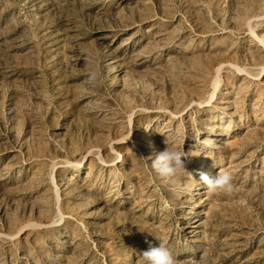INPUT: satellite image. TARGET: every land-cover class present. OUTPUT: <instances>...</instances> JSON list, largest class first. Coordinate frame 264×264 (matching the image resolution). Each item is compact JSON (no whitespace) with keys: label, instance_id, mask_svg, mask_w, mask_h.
<instances>
[{"label":"rangeland","instance_id":"374dc122","mask_svg":"<svg viewBox=\"0 0 264 264\" xmlns=\"http://www.w3.org/2000/svg\"><path fill=\"white\" fill-rule=\"evenodd\" d=\"M250 26L264 36V0H0V264H144L159 244L176 264H264ZM164 142L185 153L174 182L147 159ZM219 171L230 194L200 181Z\"/></svg>","mask_w":264,"mask_h":264},{"label":"clouds","instance_id":"9594fccd","mask_svg":"<svg viewBox=\"0 0 264 264\" xmlns=\"http://www.w3.org/2000/svg\"><path fill=\"white\" fill-rule=\"evenodd\" d=\"M87 83L92 86L101 79V73L98 70L86 73ZM165 143V142H164ZM163 150L154 154V157H148L151 160L150 167L152 171L167 182H174L187 175L185 153L182 150H174L165 143ZM144 158V157H141ZM214 166H216L214 164ZM200 181L211 192H223L230 194L233 191V177L227 171H219L214 177H210L204 172H200ZM144 264H176L171 251L163 244L158 247L149 246L145 251H140Z\"/></svg>","mask_w":264,"mask_h":264},{"label":"bare ground","instance_id":"6f19581e","mask_svg":"<svg viewBox=\"0 0 264 264\" xmlns=\"http://www.w3.org/2000/svg\"><path fill=\"white\" fill-rule=\"evenodd\" d=\"M250 32H251V34L253 35V37H255L256 38V41H257V43H258V45L259 46H263L264 47V36H262V35H257L256 33H255V31H254V28L253 27H251L250 26ZM237 67H239V66H237ZM246 67V66H245ZM245 67H242V68H240V69H238L239 70V72H241V71H244L245 73H247L249 76H255V77H258L260 74H261V71H264V66L261 68V70L259 71V72H253V71H248ZM250 70V69H249ZM244 73V74H245ZM217 78V77H216ZM255 79H257V78H255ZM213 84L215 85L214 86V88L216 87V84H218L217 82H216V79L214 80V82H213ZM217 88V87H216ZM215 90V89H214ZM217 90V89H216ZM214 92L210 95V100L213 98V96H214ZM118 98L120 99V96H119V93L118 92H116L115 93V97H114V100L115 101H117L118 100ZM209 100V101H210ZM208 105V104H207ZM242 115V114H241ZM163 121H165V124H168L169 123V121L168 120H163ZM226 124V123H225ZM151 125H153V124H148L147 125V127H149V126H151ZM127 137H129V135H127V136H125V137H121V139H127ZM209 138V137H208ZM208 140V139H207ZM111 143V142H110ZM213 144V143H212ZM113 147V144L111 143V148ZM210 147H213L212 145L210 146ZM113 149V148H112ZM94 153V152H93ZM98 154V153H97ZM117 156H118V162L119 161H123V155L121 154V153H118L117 154ZM98 157V156H97ZM99 159H100V161H101V163H102V165H104V166H110V165H112V163H110V162H108V160H106L105 158H102V156L101 155H99ZM79 161V160H78ZM110 161V160H109ZM113 162H114V160H113ZM66 162H64V164H65ZM77 167L76 168H74L72 171L73 172H75V171H78L79 170V168H81L82 167V161H79V162H77V165H76ZM52 172V171H51ZM48 173V172H47ZM59 213H61V211H59ZM84 214H85V216H87V217H89V215H88V213H86V212H83ZM62 214V213H61ZM55 223H56V221H55Z\"/></svg>","mask_w":264,"mask_h":264}]
</instances>
